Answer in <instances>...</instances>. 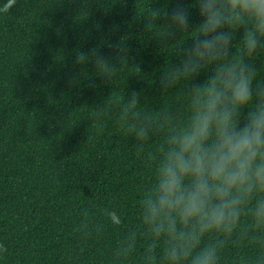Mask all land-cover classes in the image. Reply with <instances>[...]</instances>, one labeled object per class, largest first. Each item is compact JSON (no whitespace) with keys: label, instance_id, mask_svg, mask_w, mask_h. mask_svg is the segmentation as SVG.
I'll return each instance as SVG.
<instances>
[{"label":"trees","instance_id":"trees-1","mask_svg":"<svg viewBox=\"0 0 264 264\" xmlns=\"http://www.w3.org/2000/svg\"><path fill=\"white\" fill-rule=\"evenodd\" d=\"M185 5L197 26L203 18L196 0ZM175 6L176 0H17L0 13V243L8 248L0 264H146L150 237L138 204L154 183L156 162L148 153L162 138L139 151L122 112L133 92L140 93L139 110L152 116L186 104V81L163 93L159 78L199 33L176 31L167 40L171 25L160 20L145 29L144 21L151 7ZM242 38V29L234 33L233 53ZM121 40L128 62L111 81L94 63H76L78 50L97 47L109 57ZM251 63L264 78V51ZM212 72L202 70L194 82ZM73 76L78 83L70 85ZM106 209L117 210L122 223L113 225ZM133 231L135 250L118 255ZM215 239L211 233L201 246ZM218 257L217 264H264V231L252 227L250 213Z\"/></svg>","mask_w":264,"mask_h":264},{"label":"clouds","instance_id":"clouds-1","mask_svg":"<svg viewBox=\"0 0 264 264\" xmlns=\"http://www.w3.org/2000/svg\"><path fill=\"white\" fill-rule=\"evenodd\" d=\"M16 4L6 0L0 13ZM195 6L203 18L195 27L185 0H176L171 10L151 7L144 19L145 29L160 20L171 25L164 34L167 40L176 31L199 33L191 46L179 48V63L159 78L163 93L186 81L182 111L169 105L156 116L142 113L140 93L133 92L122 112L139 151L154 136L162 138L156 152L148 153L149 161L156 162L154 183L138 204L150 237L144 248L146 264H157L158 249L160 264H217L225 240L249 213L252 227L264 231V78L258 79L251 63L264 51V0H196ZM240 29L237 54L232 52L233 40ZM149 34L160 35L154 30ZM75 60L81 66L94 63L97 74L111 81L128 62V54L121 40L109 57L93 47L78 50ZM210 68L213 72L204 82H194ZM75 83L78 77H70L69 84ZM105 215L113 225L122 223L115 209H106ZM211 233L216 239L201 246ZM137 239V232L129 233L118 255H131ZM7 252L0 243V256Z\"/></svg>","mask_w":264,"mask_h":264}]
</instances>
